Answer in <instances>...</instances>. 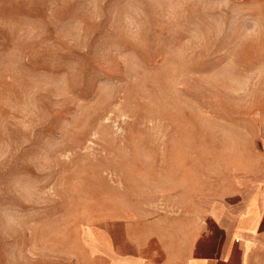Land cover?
<instances>
[{"label":"rangeland","instance_id":"obj_1","mask_svg":"<svg viewBox=\"0 0 264 264\" xmlns=\"http://www.w3.org/2000/svg\"><path fill=\"white\" fill-rule=\"evenodd\" d=\"M262 172L264 0H0V264Z\"/></svg>","mask_w":264,"mask_h":264},{"label":"crops","instance_id":"obj_2","mask_svg":"<svg viewBox=\"0 0 264 264\" xmlns=\"http://www.w3.org/2000/svg\"><path fill=\"white\" fill-rule=\"evenodd\" d=\"M254 180L233 203L195 194L153 213L102 209L82 230V264H254L264 252V172Z\"/></svg>","mask_w":264,"mask_h":264}]
</instances>
